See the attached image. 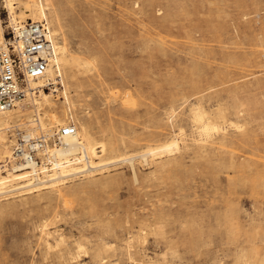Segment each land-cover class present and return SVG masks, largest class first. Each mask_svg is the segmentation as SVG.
I'll use <instances>...</instances> for the list:
<instances>
[{"label":"rangeland","instance_id":"1","mask_svg":"<svg viewBox=\"0 0 264 264\" xmlns=\"http://www.w3.org/2000/svg\"><path fill=\"white\" fill-rule=\"evenodd\" d=\"M41 2L82 65L62 67L69 102L57 76L43 126L16 108L5 137L58 128L54 114L104 141L107 162L155 150L133 160L137 180L121 162L0 195V264H264V0ZM194 107L218 126L204 140Z\"/></svg>","mask_w":264,"mask_h":264},{"label":"bare ground","instance_id":"2","mask_svg":"<svg viewBox=\"0 0 264 264\" xmlns=\"http://www.w3.org/2000/svg\"><path fill=\"white\" fill-rule=\"evenodd\" d=\"M0 3H2L3 8H6L8 10V15L12 19L15 17L19 19L29 18L33 21L47 19V7L44 6L45 4H42L41 0L32 2L24 0H1ZM53 15H55V17L53 18V22L59 25L61 20H59L56 14ZM54 34L57 33L54 31L52 33L49 32V34L47 35V38H49L53 44V56L51 58L52 63L50 65V68L42 79L39 78L37 80L29 81V87H37V90L35 92H29L27 94V96L29 95V98L27 100H25L26 98L20 100L15 108H10L0 112V158H2V160L5 162L7 161L8 163H11L9 170L5 168L0 170V195L14 192H21V194H30L33 192H39L47 188L53 189L55 186L65 183L64 180L67 178H72L77 175L85 177L91 176L95 172L102 171L108 165L121 162H128V164H130L134 180H137L136 174L134 172L133 160L135 159V157H140L144 161H146V157L148 156V154H150L151 151L155 150L154 148L153 150L152 148L147 147L146 150L139 154H121L120 156L114 158L112 161L110 160L107 162V160L104 158V154L107 151V144L102 140L95 139L92 136L90 130L86 126H83L79 123L78 130L76 126L72 125L76 129V132L74 134L61 137L60 142H57L52 146L47 144L43 161L49 162L50 168H46V166H44V163L39 168H37L34 162H31L29 160H27L26 162L16 163L13 158L12 152H10L9 150V146L12 145L13 141L7 139L4 133L11 118L10 114L15 111L16 108H18L20 111H23V113H25L30 108H33V112L37 116V118L35 119L37 121V124L43 126L42 118L39 116V112L43 107L51 109V97L54 96V94H52V92L47 94V92L45 93L40 89V87H47L50 84H56L55 78L57 76H60L61 82L64 86V89L61 93L62 97L65 101L69 102V87L67 86V82L64 80V75L66 76V73L62 72V67H67V73H73L75 72V70L79 71L82 65L77 57L75 58L74 56V58H71L68 56L67 50L63 44H58L53 41L52 36H54ZM3 43V26L0 20V45H2ZM53 65H55V68L57 70L56 74L52 72ZM36 93L37 95H35ZM71 105L72 104H70V107ZM51 116V119L53 120V122L57 123L58 127L66 126L63 121L58 122L54 114H52ZM205 116L207 115H205V112L201 108L194 107L192 109V120L199 129V136L201 140L210 137L211 132L215 130L217 131L218 129V126L214 122L209 121ZM70 117L73 118V114H71ZM32 130L33 129H26L23 134H20V137L26 142L31 138H34L35 136ZM43 133L48 134V130L43 131ZM177 141L178 136L173 135L165 143L161 144L160 146H158V144V150L161 149L162 151L160 150V152L162 153L171 152L173 149L178 148Z\"/></svg>","mask_w":264,"mask_h":264},{"label":"built area","instance_id":"3","mask_svg":"<svg viewBox=\"0 0 264 264\" xmlns=\"http://www.w3.org/2000/svg\"><path fill=\"white\" fill-rule=\"evenodd\" d=\"M1 22L4 43L0 45V112L15 108L29 92L37 90V87H29V81L46 75L53 56V44L47 38L49 28L45 22L12 19L8 14ZM75 132L72 125H66L48 130V134L40 132L27 142L19 136L12 145L13 158L16 163L29 160L37 168L43 163L50 168V163L43 161L47 144L52 146L60 142L61 137Z\"/></svg>","mask_w":264,"mask_h":264}]
</instances>
